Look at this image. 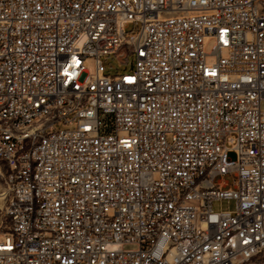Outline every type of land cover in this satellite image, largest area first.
Returning a JSON list of instances; mask_svg holds the SVG:
<instances>
[{
	"label": "built area",
	"instance_id": "built-area-1",
	"mask_svg": "<svg viewBox=\"0 0 264 264\" xmlns=\"http://www.w3.org/2000/svg\"><path fill=\"white\" fill-rule=\"evenodd\" d=\"M263 257L264 0H0V264Z\"/></svg>",
	"mask_w": 264,
	"mask_h": 264
},
{
	"label": "rangeland",
	"instance_id": "rangeland-1",
	"mask_svg": "<svg viewBox=\"0 0 264 264\" xmlns=\"http://www.w3.org/2000/svg\"><path fill=\"white\" fill-rule=\"evenodd\" d=\"M137 31V27L134 25H131L128 29H127V34L129 36H132L136 33ZM214 46V42H211L208 45V52H211L213 50ZM127 54L129 53V56L127 57V61H125V63L123 64L119 59H117L115 56H109V57H103L102 58V62L104 64V66H106L108 74H112V75H117V74H126L128 72H131L133 70V68L135 67V58L132 56V54L130 53L129 48L125 47L123 49V54ZM224 55H226V53H224ZM215 61L214 57H209L207 62L209 64H213V62ZM88 67H90V71L92 72V74H94L96 67H95V59H88ZM64 128H68V129H72L74 127H70V126H65V125H59L56 126V130H63ZM230 158L232 159H236L235 156L233 154L230 155ZM228 180L232 181L231 177L227 178ZM214 210L216 212H221V211H225V210H234L235 209V203L234 201H230L228 202L227 200L223 201V202H215L213 204ZM258 264H264V257L262 259L259 260Z\"/></svg>",
	"mask_w": 264,
	"mask_h": 264
}]
</instances>
